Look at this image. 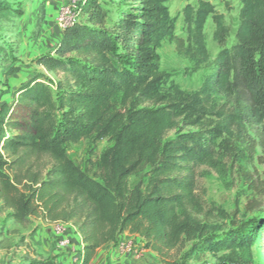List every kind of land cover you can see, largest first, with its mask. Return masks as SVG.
<instances>
[{
	"label": "trees",
	"instance_id": "trees-1",
	"mask_svg": "<svg viewBox=\"0 0 264 264\" xmlns=\"http://www.w3.org/2000/svg\"><path fill=\"white\" fill-rule=\"evenodd\" d=\"M110 1L114 14L99 0H80L52 52L35 59L53 78L37 73L0 105V204L10 210L9 220L72 225L81 264L124 233L137 236L162 264L189 241L184 257L254 242L264 250V217L242 235L215 240L197 217L196 194V170L214 155L216 138L232 135V128L264 136V0H240L236 42L229 48L224 15L211 2L184 7L185 37H174L177 53L208 62V17L221 49L200 87L176 95L159 90L164 74L156 48L172 35L168 0ZM9 12L1 3L0 22ZM5 54L0 44V60ZM17 71L10 65L4 74ZM217 93L232 98L231 111L214 110L211 96ZM90 138L112 140L91 174L65 152L66 143ZM222 144L230 148L228 140ZM143 172L147 180L129 186V177ZM263 184L252 186L257 198L246 209L262 205Z\"/></svg>",
	"mask_w": 264,
	"mask_h": 264
},
{
	"label": "rangeland",
	"instance_id": "rangeland-1",
	"mask_svg": "<svg viewBox=\"0 0 264 264\" xmlns=\"http://www.w3.org/2000/svg\"><path fill=\"white\" fill-rule=\"evenodd\" d=\"M99 1L114 14V5L110 0ZM197 1L166 2L172 35L160 39L156 48L159 70L164 74L159 90L164 94L195 92L211 70L209 62L221 49L213 38L214 25L208 17L203 27L208 62L202 63L177 53L174 37H185L183 9L186 5L195 6ZM208 1L224 15V23L229 29L225 47L229 48L236 42L240 0ZM79 2L73 6L70 0H0V4L3 3L10 11L6 19L0 22V44L6 49V54L0 60V105L10 102L13 91L37 73L53 78L51 73L35 63V59L42 55L40 52L43 47H47L50 41L47 34L43 33L46 29L43 20L48 13L47 7L54 9V23L61 28L58 17H61L63 23L75 19ZM114 59L116 60L115 56ZM10 65H16L18 71L6 76L4 73ZM210 103L214 110L221 112L231 111L233 107L232 98L223 93L213 94ZM180 127L183 131L192 130L190 126L180 124ZM176 130L170 131L166 137L174 136ZM231 131L232 135L225 133L214 140V155L196 170V194L200 206V214L197 217L207 224L208 235L215 240L242 235L255 220L264 217V196L258 209L250 211L245 207L249 199L257 198L252 186L260 187L264 183V136H257L249 129L242 133H238L234 128ZM223 139L228 140L230 148L224 147ZM111 145L112 140L109 138L101 141L82 139L66 143L65 152L82 169L89 166L91 174L95 171L94 162L98 160L101 152ZM139 180H147L145 172L130 176L129 186ZM250 180L256 181L250 184ZM262 188L264 189V184ZM9 212L10 210L2 208L0 204V264H25L26 258L52 261L54 250L58 249L57 230L60 229L61 234H75L70 224L41 223L38 219L22 226L9 220ZM192 243L193 241L186 242L172 250L167 263L264 264V250L257 242L229 248L222 245L215 251H203L184 257ZM75 264L81 263L76 260ZM90 264H162V261L157 253L146 249L137 236L124 233L115 242L100 247Z\"/></svg>",
	"mask_w": 264,
	"mask_h": 264
},
{
	"label": "crops",
	"instance_id": "crops-1",
	"mask_svg": "<svg viewBox=\"0 0 264 264\" xmlns=\"http://www.w3.org/2000/svg\"><path fill=\"white\" fill-rule=\"evenodd\" d=\"M47 8L48 13L46 14V17L43 20V24L46 29L43 31V33L45 35L47 34V36L49 37L48 39H50V41L48 42L47 47H43L40 54L51 53L55 43L59 40L62 32V29L54 23V9L49 6ZM71 227L73 230H75L73 226ZM63 238H68L70 244L65 247H61L57 244L58 249L54 250L55 252L53 253L52 262L53 264H75V261L79 260L81 251V245L79 242L78 234L75 230L74 235H66V233H64Z\"/></svg>",
	"mask_w": 264,
	"mask_h": 264
},
{
	"label": "built area",
	"instance_id": "built-area-1",
	"mask_svg": "<svg viewBox=\"0 0 264 264\" xmlns=\"http://www.w3.org/2000/svg\"><path fill=\"white\" fill-rule=\"evenodd\" d=\"M70 1L72 2V5L75 6L78 3V1H80V0H70ZM73 21H74V18L70 19V21L68 23H63L61 21V17L60 16L58 17V22H59V25L61 26V28H64L66 25L72 23ZM56 233L58 235V242H57V244L59 246L65 247V246H68L70 244V241H69L68 238H63V234L64 233L61 234V230L60 229L57 230Z\"/></svg>",
	"mask_w": 264,
	"mask_h": 264
}]
</instances>
